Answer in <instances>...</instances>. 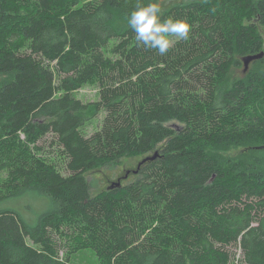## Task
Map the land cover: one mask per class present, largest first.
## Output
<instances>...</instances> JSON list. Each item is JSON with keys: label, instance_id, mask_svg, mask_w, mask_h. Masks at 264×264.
<instances>
[{"label": "trees", "instance_id": "1", "mask_svg": "<svg viewBox=\"0 0 264 264\" xmlns=\"http://www.w3.org/2000/svg\"><path fill=\"white\" fill-rule=\"evenodd\" d=\"M136 4L0 0V13L29 11L0 23V75H12L0 85V264H70L87 249L100 264H264V170L227 172L203 146L264 133V75L231 83L263 48L264 0L172 4L164 18H186L191 31L165 55L119 24ZM92 83L97 102L73 95ZM48 134L67 154V176L38 155ZM154 149L133 181L91 194L86 171ZM29 199L39 212L19 206Z\"/></svg>", "mask_w": 264, "mask_h": 264}, {"label": "rangeland", "instance_id": "2", "mask_svg": "<svg viewBox=\"0 0 264 264\" xmlns=\"http://www.w3.org/2000/svg\"><path fill=\"white\" fill-rule=\"evenodd\" d=\"M183 0H162L163 12L167 10L172 4L181 2ZM29 11L27 9H13L10 11H5L0 13V23H10L15 24L22 20ZM119 24H127V19H119ZM120 28V27H119ZM259 35L262 39L263 48L261 52H264V29H259ZM17 50L20 49L23 53L29 52L28 43L23 44L19 39ZM116 44V41H112L111 44L106 48L108 54L111 49ZM260 53V52H258ZM252 53H247L245 56ZM256 54V53H254ZM264 58V57H263ZM262 58V59H263ZM252 63L247 72H244V64L241 59V66L234 68L231 72V83L242 80H248L253 77H263L264 75V64ZM12 78V75L2 74L0 75V85L8 82ZM77 99H80L84 103L97 102L99 100V87L97 84L92 83L86 85L73 94ZM105 113L100 112L98 115H92L91 119L83 128V133L86 136L91 135L95 131L99 130L104 119ZM173 126L180 127L178 123H173ZM23 142H26V137L21 135L19 137ZM5 139V138H4ZM38 145L42 147V152L38 153L39 156L46 158V160L57 167L62 175H69L70 172L67 167L68 157L64 149L58 144L53 134H48L45 138L38 142ZM31 146H33L31 144ZM160 145H158L159 147ZM205 150L215 157L222 168L227 172H232L233 169L241 167H250L253 170L259 167L264 170V133H257L253 136L247 137L242 140L241 143L237 144L235 142L225 143L221 140H215L211 143L203 145ZM158 152L154 149L149 154L136 155L130 154L122 157L117 162H100L93 169L85 172V178L90 182L92 190V195H99L108 191V188L112 183H116L119 179L122 180V186L133 181L136 174L133 173L136 170L138 164L147 156L154 155ZM243 165V166H242ZM129 172L128 177L124 179L125 175ZM4 174V173H3ZM3 176V175H2ZM5 176V174H4ZM17 207L16 203H14ZM19 206L24 208L26 211H40L42 205L36 202L35 199L22 200ZM30 207V209L28 208ZM25 211V212H26ZM33 213V212H32ZM29 217L28 214H26ZM30 216H32L30 214ZM66 249H63L60 256H66ZM240 252L238 251L237 261L240 260ZM242 263V262H241ZM239 262V264H241ZM70 264H100L98 258L94 251L92 250H81L78 253L71 255Z\"/></svg>", "mask_w": 264, "mask_h": 264}, {"label": "clouds", "instance_id": "3", "mask_svg": "<svg viewBox=\"0 0 264 264\" xmlns=\"http://www.w3.org/2000/svg\"><path fill=\"white\" fill-rule=\"evenodd\" d=\"M137 45L165 55L173 44L187 40L191 24L186 18H164L161 0H137L126 15Z\"/></svg>", "mask_w": 264, "mask_h": 264}, {"label": "water", "instance_id": "4", "mask_svg": "<svg viewBox=\"0 0 264 264\" xmlns=\"http://www.w3.org/2000/svg\"><path fill=\"white\" fill-rule=\"evenodd\" d=\"M264 57V52H260L258 54H250L247 56H244L242 58L243 64H244V72H247L250 65L255 62L258 61L260 59H262ZM177 129H179V127H176ZM159 153L155 152L154 155L152 156H147L145 157L137 166L136 170L133 171L134 174H138L142 165H144L145 163H147L148 161H153L158 157ZM129 172H127V174L125 175L124 179H126L128 177ZM122 180L119 179L116 183H112V185L108 188L109 191L114 190L115 188H121L122 187Z\"/></svg>", "mask_w": 264, "mask_h": 264}]
</instances>
